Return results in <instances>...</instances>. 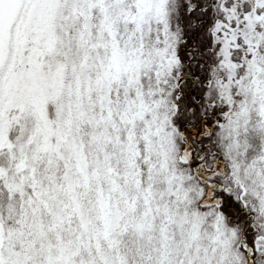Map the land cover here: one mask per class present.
Here are the masks:
<instances>
[{
	"label": "snow or ice",
	"instance_id": "snow-or-ice-1",
	"mask_svg": "<svg viewBox=\"0 0 264 264\" xmlns=\"http://www.w3.org/2000/svg\"><path fill=\"white\" fill-rule=\"evenodd\" d=\"M0 264H264V0H0Z\"/></svg>",
	"mask_w": 264,
	"mask_h": 264
}]
</instances>
